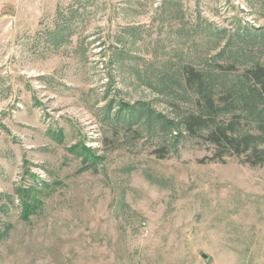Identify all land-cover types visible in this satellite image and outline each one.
Returning <instances> with one entry per match:
<instances>
[{
    "label": "rangeland",
    "instance_id": "1",
    "mask_svg": "<svg viewBox=\"0 0 264 264\" xmlns=\"http://www.w3.org/2000/svg\"><path fill=\"white\" fill-rule=\"evenodd\" d=\"M255 65L264 0H0V264H264V165L180 124Z\"/></svg>",
    "mask_w": 264,
    "mask_h": 264
},
{
    "label": "trees",
    "instance_id": "2",
    "mask_svg": "<svg viewBox=\"0 0 264 264\" xmlns=\"http://www.w3.org/2000/svg\"><path fill=\"white\" fill-rule=\"evenodd\" d=\"M184 75L186 87L197 98L194 113L180 122L184 131L213 147L212 161L223 163L236 157L252 168L264 165V66L246 69L239 83L218 91L208 74L186 67ZM130 109L124 107L128 114ZM250 125L251 131L243 129ZM156 153L159 158L165 155L163 147ZM35 208L25 203L23 215L27 217Z\"/></svg>",
    "mask_w": 264,
    "mask_h": 264
}]
</instances>
